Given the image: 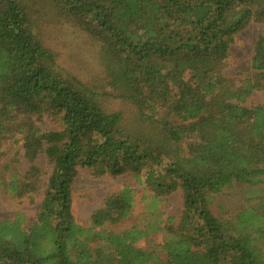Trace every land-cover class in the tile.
<instances>
[{"label": "trees", "instance_id": "trees-1", "mask_svg": "<svg viewBox=\"0 0 264 264\" xmlns=\"http://www.w3.org/2000/svg\"><path fill=\"white\" fill-rule=\"evenodd\" d=\"M48 1L100 44L107 86L136 111L132 120L111 112L103 93L59 66L27 2L0 0V162L14 140L30 164L8 180L13 166L0 165V192L30 197L42 187L35 162L42 155L53 167L36 222L0 221V264H264V197L224 219L211 212L234 184H264V35L239 85L224 74L234 36L264 25V0ZM257 91L262 104L245 106ZM44 116L59 128L43 132L35 118ZM82 168L143 177L151 211L181 190L177 225L155 212L144 225L109 230L133 216L130 187L78 224L72 187ZM159 233L162 244L137 246Z\"/></svg>", "mask_w": 264, "mask_h": 264}, {"label": "rangeland", "instance_id": "rangeland-1", "mask_svg": "<svg viewBox=\"0 0 264 264\" xmlns=\"http://www.w3.org/2000/svg\"><path fill=\"white\" fill-rule=\"evenodd\" d=\"M30 6V14L36 35L42 43L50 49L57 58V63L79 80L97 88L105 96L104 104L111 111H122L126 119H133L136 108L130 102L115 97L113 91L107 86L106 73L100 58V44L87 33L80 30L70 20L61 17L48 0H25ZM264 35V25L252 22L245 30L235 35L231 42L230 54L225 63L224 74L236 85L251 73L250 66L254 53V45L258 36ZM263 92L257 91L244 103L247 107L262 104ZM37 126L43 132L55 131L58 124L48 116L35 118ZM4 150L8 155L3 158L0 165L10 166L5 175L8 180L13 172L20 173L27 170L30 164L24 159L22 143L14 140L4 143ZM42 172V187L36 194L16 200L0 192V221L13 219L17 214L25 216V227H29L37 220L40 204L47 188V180L52 173V165L44 156L35 162ZM144 178L137 180L130 174L113 176L110 174L97 175L93 169L79 170L72 187V213L76 222L82 226L89 225L93 213L98 210L105 198L119 192L125 187L135 190V205L133 216L116 226H109V230L122 232L136 224L144 225L146 220L154 218L152 213L160 214L161 220L174 218L172 225H177L183 211V192L177 190L162 196L158 211L147 208L153 194L143 184ZM264 197V184L256 188L248 185H233L217 195L211 205V212L215 217L227 218L237 208L258 203ZM164 233L152 234L149 239H141L137 246L142 249H153L162 244Z\"/></svg>", "mask_w": 264, "mask_h": 264}]
</instances>
